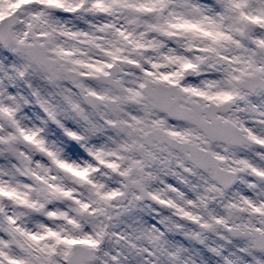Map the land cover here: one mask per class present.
<instances>
[{
	"label": "snow or ice",
	"instance_id": "obj_1",
	"mask_svg": "<svg viewBox=\"0 0 264 264\" xmlns=\"http://www.w3.org/2000/svg\"><path fill=\"white\" fill-rule=\"evenodd\" d=\"M0 264H264V0H0Z\"/></svg>",
	"mask_w": 264,
	"mask_h": 264
}]
</instances>
